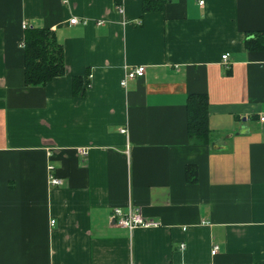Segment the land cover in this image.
Masks as SVG:
<instances>
[{
	"label": "crops",
	"instance_id": "1",
	"mask_svg": "<svg viewBox=\"0 0 264 264\" xmlns=\"http://www.w3.org/2000/svg\"><path fill=\"white\" fill-rule=\"evenodd\" d=\"M199 1L0 0V264H264V49L245 46L264 0ZM22 22L63 48L43 86L24 84ZM115 207L159 225L121 227Z\"/></svg>",
	"mask_w": 264,
	"mask_h": 264
},
{
	"label": "trees",
	"instance_id": "2",
	"mask_svg": "<svg viewBox=\"0 0 264 264\" xmlns=\"http://www.w3.org/2000/svg\"><path fill=\"white\" fill-rule=\"evenodd\" d=\"M168 0H141L142 13L159 12ZM121 0H114L120 5ZM253 35L252 38L249 37ZM23 80L25 86H43L53 78L65 72V56L52 30L46 27H27L22 42ZM249 50L264 49V34L249 33L245 40ZM83 80L80 76L72 77L73 93L77 94ZM87 82V80H86ZM89 84V82H87ZM87 84V85H88ZM83 94V91L81 92ZM206 94L191 93L186 98L187 134L196 143H208L209 128L207 126ZM185 180L196 181L194 165L185 166Z\"/></svg>",
	"mask_w": 264,
	"mask_h": 264
},
{
	"label": "built area",
	"instance_id": "3",
	"mask_svg": "<svg viewBox=\"0 0 264 264\" xmlns=\"http://www.w3.org/2000/svg\"><path fill=\"white\" fill-rule=\"evenodd\" d=\"M199 3L201 4L202 1L200 0ZM117 9L121 10V6L117 5ZM79 21L77 20V18L73 17L69 20L70 24H76ZM28 27V25L25 22H22L21 24V28L24 30ZM23 45V44H21ZM221 60L223 62H226L227 60V54H223L221 56ZM144 66L143 65H138L134 68L128 69L123 78L120 81V85L124 86L126 84V82L128 80H132L138 77H142L144 74ZM87 78L90 77L89 74L86 75ZM258 120L260 123H264V114H260L258 117ZM125 129L124 128H120V132L121 133H125ZM49 183L51 185H58L60 184V180L56 177H54L53 175H49ZM112 218L113 221L124 228L127 229H133L135 227H144V228H148V227H157L159 225V222L154 221V220H149L144 218L143 216H141L139 214V212L134 209L131 208L129 209L127 212H122V210L118 207L113 208L112 210ZM180 247H183V244H180ZM217 247L213 246L211 249V254H214L216 252Z\"/></svg>",
	"mask_w": 264,
	"mask_h": 264
}]
</instances>
